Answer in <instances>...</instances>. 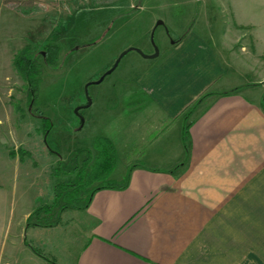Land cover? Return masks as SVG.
<instances>
[{"label":"crops","instance_id":"crops-1","mask_svg":"<svg viewBox=\"0 0 264 264\" xmlns=\"http://www.w3.org/2000/svg\"><path fill=\"white\" fill-rule=\"evenodd\" d=\"M27 1L0 0V86L7 80L2 72L16 39L14 22L20 25L18 37L30 31L29 21L24 26L14 21V5L27 7ZM39 30L38 25L32 32ZM262 31L233 17L227 35L218 38L227 41L228 54L238 40L252 41L248 53L242 48L233 54L232 64L246 72L254 66L248 59L256 60L253 68L261 70L256 80L217 88L224 74L214 73L212 54L201 48L207 43L195 33L173 42L175 50L189 47L180 60L168 57V65L138 80L139 90L153 97L163 116L149 132L151 141L161 145L171 131L168 125L180 119L178 142L165 156V148L157 146L147 160L135 158L127 167L126 188L97 190L78 210L84 236L70 264H264ZM205 94L188 120L185 112ZM9 97L0 95L1 114L7 122L24 119L2 110ZM0 136L10 137L0 146V264H12L14 254L30 248L26 233L44 226L27 225L37 208L25 191L29 162L22 150L30 151L12 125ZM47 257L56 262L48 251L38 258L50 263Z\"/></svg>","mask_w":264,"mask_h":264},{"label":"rangeland","instance_id":"rangeland-1","mask_svg":"<svg viewBox=\"0 0 264 264\" xmlns=\"http://www.w3.org/2000/svg\"><path fill=\"white\" fill-rule=\"evenodd\" d=\"M23 4L27 7L14 5V21L18 19L23 26L29 21L30 31L18 37L20 25L14 22L11 35L16 39L6 56L8 65L2 74L7 80L0 86V95L10 96L2 110H13L24 119L17 117L7 122L0 112V131L11 125L17 129L24 148L30 151L22 150L29 162L28 172L24 170L29 181L25 191L35 208L46 204H52V208L31 217L30 225L40 222L44 227L26 233L30 248L14 254L12 264H54L48 257L50 263L38 258L36 252L42 255L43 251L51 252L55 264H70L84 230L79 209L63 208L64 195L72 188L54 189L56 183L68 184L75 179V173L65 174L61 168L70 166L76 154L82 166L85 150H90L92 160L85 169L88 172L97 154L93 147L96 137H107L115 143L117 158L110 179L121 180L135 158L147 160L150 150L157 146L165 148V156L168 147L178 142L181 120L168 125L171 131L161 145L154 144L149 132L159 115L163 116L153 97L139 90L138 80L168 65V57L180 60L189 47L186 44L175 50L173 42L191 33L205 39L207 45L201 48L212 54L214 73L224 74L217 88L256 80L261 76V70L253 68L256 60L248 59L254 66L246 72L232 64L233 54H240L242 48L248 53L253 48L252 41L238 40L228 54L223 46L227 41L221 43L218 38L223 33L227 35L233 17L243 24L254 23L261 32L264 0H29ZM38 25L41 33L37 35L32 31ZM210 35L213 41L208 39ZM52 45L59 52L55 63L47 65L44 52ZM25 48L27 55L42 66L34 103L27 99L26 84L12 66L13 58ZM259 51L264 52L261 47ZM197 107L187 113L188 120ZM3 139L6 137L0 136V146ZM9 140L10 137L6 139ZM79 149L84 151L77 153ZM94 185L85 187L86 191ZM55 193L59 198L54 203ZM80 199L83 202L85 196Z\"/></svg>","mask_w":264,"mask_h":264},{"label":"trees","instance_id":"trees-1","mask_svg":"<svg viewBox=\"0 0 264 264\" xmlns=\"http://www.w3.org/2000/svg\"><path fill=\"white\" fill-rule=\"evenodd\" d=\"M59 52V48L55 45L47 46L46 51L44 52V63L47 65H53L56 61L57 55ZM13 66L15 70L18 72V74L21 76L23 81L25 82V88L27 91V99L34 103L36 101V96L38 92V86L41 81V75H42V66L35 60L30 58L27 55V50L22 49L19 53L16 54V56L13 58ZM207 95H203L195 103H193L185 112L184 116L187 118V113H190L191 110L195 109L206 97ZM45 123H47L48 126V119L44 118ZM48 127L46 128L47 131ZM185 128V137L187 135ZM93 147L96 150L97 154L94 159V162L90 166V170L88 172L85 171V169L88 167L89 163L92 160V156L90 153V150H85L87 153L86 159L84 161V164L82 166H79L75 157L72 159V162L70 163V166L63 167L61 170L65 172V174H72L75 173V179L71 183H65L63 185L56 183L54 186V189H58L59 187L61 189H64V186H68L69 188H72V192L69 194L64 195V200L66 205H64L63 208H77V209H83L87 207L89 204L92 195L94 192L100 189H115V190H121L127 187L128 181H129V172L125 174V176L121 180H114L110 179L109 176L112 173V171L115 168L116 164V158H117V152L114 143L111 141V139L107 137H96L93 140ZM84 151V149H79L77 153H81ZM58 169H56L57 174ZM84 180V183L82 184ZM92 184L94 185L89 191H86L85 187H89ZM54 203L59 198V195L57 193L54 194ZM83 196H85V200L81 202V199ZM50 208H52V204L50 205H43L39 208H37L27 219V225H30L29 221L31 217L36 214L38 215V212L40 210L45 209L46 211H49ZM34 226H44L40 222L32 224ZM38 256H42L40 253L36 252Z\"/></svg>","mask_w":264,"mask_h":264},{"label":"water","instance_id":"water-1","mask_svg":"<svg viewBox=\"0 0 264 264\" xmlns=\"http://www.w3.org/2000/svg\"><path fill=\"white\" fill-rule=\"evenodd\" d=\"M158 23H159V24H161V22H160V21H159ZM155 56H157V53L154 55V57H155ZM101 80H102V78H101V79H99V81H98V82H100ZM89 103H90V102H88V104H89Z\"/></svg>","mask_w":264,"mask_h":264}]
</instances>
